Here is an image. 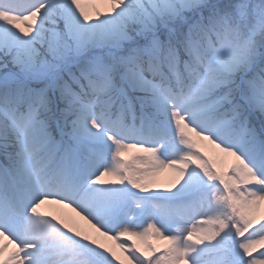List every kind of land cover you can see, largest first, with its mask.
Returning <instances> with one entry per match:
<instances>
[{"label": "snow or ice", "instance_id": "snow-or-ice-1", "mask_svg": "<svg viewBox=\"0 0 264 264\" xmlns=\"http://www.w3.org/2000/svg\"><path fill=\"white\" fill-rule=\"evenodd\" d=\"M0 264H264V0H0Z\"/></svg>", "mask_w": 264, "mask_h": 264}, {"label": "rangeland", "instance_id": "rangeland-1", "mask_svg": "<svg viewBox=\"0 0 264 264\" xmlns=\"http://www.w3.org/2000/svg\"><path fill=\"white\" fill-rule=\"evenodd\" d=\"M136 150H133V152H135ZM209 155H214V153L212 152V150L209 148L207 149ZM131 155L132 153L129 152V153H125V157L126 158H131ZM173 173H171L170 170H166L165 172L161 173L160 176H159V187H162V188H166V187H169L170 186V181L172 180L173 178ZM57 209V206H54V205H45L44 206V210L45 211H53V210H56ZM63 211H66V212H70V210H67V209H64ZM81 225L85 228H89V226L86 224V222H83L81 221ZM90 233L95 235L94 233V230H90ZM103 242L108 246V247H111L114 251L117 252L118 255H120L122 258H123V253L121 252V250L119 249V247L117 246V242L116 241H112V240H108V239H103ZM152 242L155 243V244H163L164 241H161V240H158L156 238H152ZM137 243L142 247L144 248V245L142 244V242L140 241H137ZM146 250V249H145Z\"/></svg>", "mask_w": 264, "mask_h": 264}]
</instances>
